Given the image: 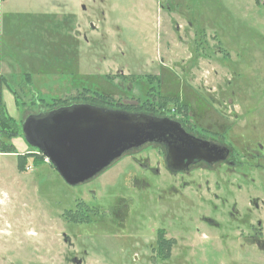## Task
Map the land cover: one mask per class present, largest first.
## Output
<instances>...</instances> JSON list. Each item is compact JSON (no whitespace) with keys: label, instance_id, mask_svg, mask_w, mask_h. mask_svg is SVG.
<instances>
[{"label":"rangeland","instance_id":"1","mask_svg":"<svg viewBox=\"0 0 264 264\" xmlns=\"http://www.w3.org/2000/svg\"><path fill=\"white\" fill-rule=\"evenodd\" d=\"M88 24L100 30L94 44L84 39L88 35L94 40ZM177 26L182 31V40L177 37ZM198 30L214 37L224 50L209 63L205 61L204 67L211 71L207 84L215 85L214 94H235L232 104L236 110H241L244 104L248 112L246 126L239 118L227 117L232 126L231 136L239 150L250 152L244 139L258 150L257 142L264 135V0H0V71L19 96L18 105L10 92L3 98L20 133L10 141L20 154L35 155L29 157L21 170L17 154L0 152V264H76L72 261L74 256L83 259L82 264H149L143 256L137 263L130 256L118 259L116 255L129 254L132 239L128 229L127 234L114 230L102 224L101 219L91 221L90 225L67 220L72 245L63 242L60 236L63 230L57 214L60 208L75 209L95 203V207L105 212L116 206L126 209L132 205L128 187L131 179L124 176L127 158L122 157L89 181L70 185L46 158L45 161L41 158L42 153L32 151L22 127L39 105L46 108L44 103L33 100L34 94L53 106L77 97L78 87L99 84L101 90L112 91L107 74H115L121 68L126 74L134 72L139 80L145 78L144 72L159 66L160 61L168 63L184 80L182 90L168 80L163 91L177 96V107L186 109L187 105L191 110L195 105L192 84L197 72L191 52L193 35ZM143 83L132 86V92L124 89L123 103L114 108L157 116L167 114L162 109L172 110L171 103L167 107L162 104L158 112L143 108L146 96ZM150 154L157 156L154 150ZM225 170L218 168L210 174L229 175L231 182L227 181L229 178H210V185L217 179L226 182L230 198L236 197L243 205L246 196L237 189L235 177L246 170L247 178H264V158L249 157L244 166ZM198 173L206 174L193 171ZM30 178H36V185L35 182L27 185ZM150 179L151 189L146 191L150 197L148 209L152 217L159 214L157 221L150 222L151 226L163 222L176 228V221L181 220L175 234L183 241L174 248L169 264H264L263 252L255 246L242 245L241 221L225 214L227 209L221 208V200L212 198L204 186L205 179L183 187L172 178ZM198 183L202 184L199 190ZM173 184L184 190L183 198L175 194ZM255 185L248 184V201L257 195L264 198ZM191 190L197 193L193 195ZM138 197L142 199L143 193ZM247 206L250 208L247 224L253 223L258 228L261 219L264 229V205L259 210ZM50 207L57 209L54 220L46 216ZM209 211L227 225L229 231L225 228L223 231L231 236L230 241L218 236L224 232L199 220L201 214ZM90 246L101 254L93 253ZM102 246L110 248L108 254ZM86 249L89 251L85 252Z\"/></svg>","mask_w":264,"mask_h":264},{"label":"flooded vegetation","instance_id":"2","mask_svg":"<svg viewBox=\"0 0 264 264\" xmlns=\"http://www.w3.org/2000/svg\"><path fill=\"white\" fill-rule=\"evenodd\" d=\"M161 8H163V5H161ZM90 25L88 24L89 32L93 34L94 40L91 41L88 35H86L84 39L87 42L94 44L96 32L98 33L100 30H98L96 25L91 26L92 28ZM177 32L178 39L182 40L183 35L181 34L182 31L179 26H177ZM213 38L212 36H205L201 30L195 31L193 35L194 47L191 55L194 61L193 67H196L197 72L193 78L192 84L195 105L192 106L191 110L187 109V105H185L186 109H183V106L177 107V96L172 97L163 91V85L168 84V80H170L171 84H177V86H180L181 90L183 87L182 83L184 81L183 78H181L182 76L180 73L173 72L174 69L164 61H160L159 66L156 68L144 72L145 78L139 80L134 72L126 74L123 69L117 68L115 74L106 75V80L111 84L110 86L112 87V91L101 90L99 84H97V86L88 85L86 87H78L77 90L80 89V94L78 93L77 97L74 99L70 98L68 101L65 99L63 100L64 103L59 105H47L45 98H41L38 94H34L33 100L39 101L40 104L44 103L46 108H43V105L38 104V111L32 112L29 116L74 103H89L112 109H121L114 107L123 103L122 101H124L123 98L125 95H121V93L124 92V89L132 92V86H134L137 82H144L143 85L146 88V96L141 104L143 108L158 112L161 108H163L162 104H165L167 107L168 103H171L173 106L172 110L169 111L162 109L163 111H161H167V114L160 113V116L169 117L179 121L182 127L189 134L193 135L200 141H207L213 145H219L222 152L218 151L214 154V157H219L220 153V156H224L214 162L205 159H195L193 163L188 165L182 164L179 166L177 163L172 164L169 161L166 145L159 143H146L140 147L133 148L122 156L126 157V160H128L125 166L124 176L131 179L128 187L130 188L131 193L130 199H133V203L131 205L132 207L129 206V208L125 209V207L119 208L116 206L114 209H107L105 212H101V208L94 206L96 205L95 203H89L93 206L84 205L75 209H67L66 207L58 209L60 211H58L57 214L59 215L60 222L63 224V230L60 233L63 242L66 244L68 242L72 245L71 236L67 234V223H69L67 220L71 221L73 219L81 224L90 225L91 221L101 219L100 221L102 224H108L114 230L119 229L120 231H124L126 233V230L128 229V236L132 239V244L129 247L130 255H116L118 259H126L130 256L133 262L137 263L141 260V256H143L149 260V264H152V260L154 261V264H169L168 260L173 258L174 248H177L183 241L179 240L178 235L175 234V230L177 229V226L181 224V220L179 219V222L176 221V228H171L172 226L167 225V223L164 225L162 224L163 222L159 223L157 227L151 226L150 222L153 219L157 221L159 214L157 213L154 217H152V214L148 209L150 197L146 191L151 189L150 178H172L174 182L180 183L181 187L187 186L188 184L189 186L195 185L198 179L203 178L205 179L204 186L207 188L208 192H211L212 198L216 197L217 199H220L221 208L227 209L225 214L230 219L233 218V220L236 219L241 221V228H244L242 229L243 232L241 236L242 245L249 244L255 246L264 253V229L261 226V219L257 222L259 225L258 228H256L253 223L250 225L247 224L248 209H250L247 205L249 204L254 206L255 210L261 209L264 205V198H260L259 195L251 197L249 201L247 200V194L249 191L248 184H256V188L259 189L258 192L264 193V178H247L246 170H241L239 174L236 175L235 184L237 189L239 191H244L246 196V198H244L246 202L243 205H240L236 197H234V199L230 198L231 191L227 190L226 182L217 179L210 185V178H229L227 181L231 182V177H229V175H211L210 172L215 173L218 168L219 170L223 168V171L226 172L225 169L227 167L230 170H236L238 166H244L249 157H252L253 159L264 158L263 134L261 140L259 137V141L257 142L258 150L254 149L251 142H246L247 140L244 139L245 143L244 141L243 143L247 146L246 149H248V145L250 146L248 149L250 152L248 153L246 151L244 152L239 150L234 142L235 140L233 139V136H231L232 126H230L229 119L227 117L234 119L239 118L241 124L246 126L248 112L246 107H244V104L240 107L242 108L241 110H236L235 105L232 104V100L234 99L233 97L236 96L235 94H214L216 92L215 85L207 84L208 80L206 78L210 76L211 71L204 67L205 61L209 63L217 54L224 53V50L219 44L217 45ZM164 42L166 46V38ZM161 60H163V58ZM175 69L177 70V68ZM181 73H183V69H181ZM152 77L154 79H152ZM127 79H130L128 83L125 82ZM116 80L117 83L115 84ZM28 82L30 83L29 80ZM113 87L118 90H113ZM5 91L12 93L15 98L17 93L15 88L10 85L8 79L5 77L3 72L0 71V98H4ZM222 109H226V111L224 112ZM258 134L260 135L261 133ZM31 147L33 148L32 151H39L37 147ZM153 150L157 152V156H152L150 154V151ZM119 159L115 160L113 163L117 162ZM195 170L206 174H193V171ZM35 181L36 178H30L27 185L29 186ZM63 181L65 182L64 179ZM158 183L159 185H162L163 191L167 190L161 181H158ZM171 187L175 190V194H177L179 198L184 197L185 192L183 189L177 187L175 184ZM201 187L202 184L198 183L197 190ZM222 189L224 191H222ZM142 193L143 197L141 199L138 196ZM190 193H197V191L191 190ZM220 193H222L223 196H221ZM159 199H161V197ZM164 203L167 204L166 201H164ZM56 211L57 209L55 207H50L49 209L47 208L46 216L50 220H54ZM210 211L209 214H201L199 220L205 226L211 227L213 230H217L219 232L221 230V232H224L218 236L223 240L230 241L231 236L227 233V231H223L224 228L229 231V228L224 222L216 218L214 214L211 215ZM164 218L166 217L164 216ZM248 227H250L249 230ZM196 230H199V227H196ZM179 237L182 239L183 235H180ZM92 248H94V246H90V250L93 253L101 254L99 250ZM102 248L105 249L108 254V250L110 248L106 246H102ZM120 250H122V248H120ZM88 251V249L85 250V252ZM179 257H181V255ZM79 260L81 263H79ZM72 261L76 264H82L83 259L81 260L78 259V256H74Z\"/></svg>","mask_w":264,"mask_h":264},{"label":"water","instance_id":"3","mask_svg":"<svg viewBox=\"0 0 264 264\" xmlns=\"http://www.w3.org/2000/svg\"><path fill=\"white\" fill-rule=\"evenodd\" d=\"M22 128L28 144L37 147L70 185L94 178L125 153L146 143L166 145L169 161L179 166L195 159L214 162L224 157L221 153L214 157L222 152L219 145L196 139L175 119L89 103L31 115Z\"/></svg>","mask_w":264,"mask_h":264},{"label":"trees","instance_id":"4","mask_svg":"<svg viewBox=\"0 0 264 264\" xmlns=\"http://www.w3.org/2000/svg\"><path fill=\"white\" fill-rule=\"evenodd\" d=\"M30 77V74H28L27 80L30 81ZM62 103H64V101L61 102V104ZM15 104H19V96L17 93L15 95ZM163 105L165 106V104ZM19 135L16 119L9 113L4 99L0 98V152L17 154L20 160V169L23 170L25 169V165L28 164L29 157L35 155H24L19 153L16 146L10 141L12 138ZM40 156L45 161V156L43 154Z\"/></svg>","mask_w":264,"mask_h":264},{"label":"crops","instance_id":"5","mask_svg":"<svg viewBox=\"0 0 264 264\" xmlns=\"http://www.w3.org/2000/svg\"><path fill=\"white\" fill-rule=\"evenodd\" d=\"M5 93H7V91H5ZM6 105H7V108H9V105L6 103ZM9 110V109H8Z\"/></svg>","mask_w":264,"mask_h":264},{"label":"built area","instance_id":"6","mask_svg":"<svg viewBox=\"0 0 264 264\" xmlns=\"http://www.w3.org/2000/svg\"><path fill=\"white\" fill-rule=\"evenodd\" d=\"M46 161H48L47 158H46Z\"/></svg>","mask_w":264,"mask_h":264}]
</instances>
